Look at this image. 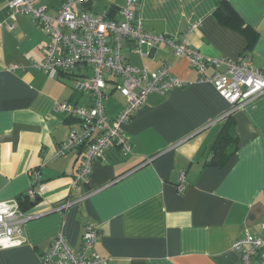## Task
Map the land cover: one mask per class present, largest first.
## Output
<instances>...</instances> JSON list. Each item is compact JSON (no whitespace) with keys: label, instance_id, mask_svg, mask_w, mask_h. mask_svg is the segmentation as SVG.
Here are the masks:
<instances>
[{"label":"crops","instance_id":"0c3cea01","mask_svg":"<svg viewBox=\"0 0 264 264\" xmlns=\"http://www.w3.org/2000/svg\"><path fill=\"white\" fill-rule=\"evenodd\" d=\"M8 1L0 0V201L37 203L27 205L36 217L24 227L26 243L0 250V264H39L58 236L78 252L89 224L100 232L95 249L105 264H242L233 243L263 235L264 94L225 117L230 103L200 80L188 59L176 58L166 45L139 53L126 40L128 64L149 73L169 66L171 76L188 85L150 94L122 127L130 153L108 148L94 160L88 183L76 185L82 151L58 157L57 150L81 125L56 105L91 108L92 96L76 91L74 82L93 70L53 79L34 69L46 58L49 37L29 16L10 19ZM65 1L35 5L56 17ZM125 1L85 0L76 10L119 22ZM134 18L146 32L186 41L209 60L248 58L264 76V0H141ZM107 91L106 115L114 120L126 99L112 79ZM229 121L237 150L223 166H213L212 146ZM182 173L186 191L179 193ZM30 188L35 195L27 194Z\"/></svg>","mask_w":264,"mask_h":264},{"label":"built area","instance_id":"2783aa9c","mask_svg":"<svg viewBox=\"0 0 264 264\" xmlns=\"http://www.w3.org/2000/svg\"><path fill=\"white\" fill-rule=\"evenodd\" d=\"M84 2L66 0L56 17L49 16L45 8L37 7L35 0H9L7 3L10 19L29 16L42 26L49 37L46 58L42 63L32 64L34 69L53 79L60 74H73L82 68L93 70L92 76L84 74L74 82L76 91L92 96L91 108L86 109L70 102L56 105L57 112L81 125V129L73 130L57 150L58 157H65L74 150L82 151L76 185L88 183L94 160L101 158L108 148L116 146L124 155L130 153L131 147L123 135L122 127L140 110L150 94H163L188 85L172 77L169 66L149 73L128 64L122 56L126 40L135 42L139 53L143 47L154 49L166 45L174 51L176 58L188 59L200 80L211 82L230 103L231 110L225 117L264 94V76L252 66L250 59L209 60L188 46L186 41L179 42L165 34L146 32L142 22L134 18V8L141 0L125 1L120 12L123 20L119 22L84 10L77 11L76 8ZM8 27L13 28L12 25ZM199 27V23L194 24L190 32ZM210 67L216 70L211 76L208 73ZM9 69L15 71L19 67ZM110 79L114 80V89L126 99L125 107L114 120L107 117L104 106L109 96L107 85ZM34 182L41 183L38 173L34 174ZM40 188L42 191L43 185ZM177 189L179 193L186 191L184 173L179 177ZM27 194L35 195L34 189L30 188ZM35 217L23 211L18 200L0 201V250L22 247L26 243L24 227ZM99 238L98 228L89 224L81 248L75 252L63 236H58L39 264H105L106 260L95 249ZM232 247L241 252L242 264H254L255 260H258V264H264V224L262 237L244 236L236 240Z\"/></svg>","mask_w":264,"mask_h":264},{"label":"trees","instance_id":"16d2710c","mask_svg":"<svg viewBox=\"0 0 264 264\" xmlns=\"http://www.w3.org/2000/svg\"><path fill=\"white\" fill-rule=\"evenodd\" d=\"M229 123L230 121L223 127L212 146L213 159L211 165L213 166H223L237 150V139L234 133L229 131ZM231 147L234 149L230 150ZM27 203H21L23 211H26L27 205L37 203V200L30 202L27 201Z\"/></svg>","mask_w":264,"mask_h":264},{"label":"rangeland","instance_id":"374dc122","mask_svg":"<svg viewBox=\"0 0 264 264\" xmlns=\"http://www.w3.org/2000/svg\"><path fill=\"white\" fill-rule=\"evenodd\" d=\"M115 101H116V99H115V98H112V100H110V101H106V102H105V105H106L107 107H109V106H111L112 103L115 102Z\"/></svg>","mask_w":264,"mask_h":264}]
</instances>
